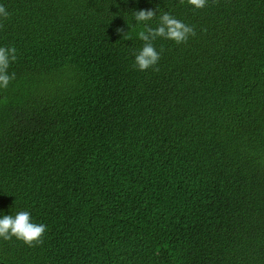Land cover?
Here are the masks:
<instances>
[{"label":"trees","instance_id":"trees-1","mask_svg":"<svg viewBox=\"0 0 264 264\" xmlns=\"http://www.w3.org/2000/svg\"><path fill=\"white\" fill-rule=\"evenodd\" d=\"M0 4V209L46 225L0 264H264V0ZM156 7L195 34L141 71Z\"/></svg>","mask_w":264,"mask_h":264},{"label":"clouds","instance_id":"clouds-1","mask_svg":"<svg viewBox=\"0 0 264 264\" xmlns=\"http://www.w3.org/2000/svg\"><path fill=\"white\" fill-rule=\"evenodd\" d=\"M195 8H203L207 0H187ZM8 10L0 4V18H6ZM157 15L156 8L136 9L134 20L137 24H143L146 30L138 33L144 44L139 48L134 56L136 67L143 71L156 65L160 59L161 51L157 50L153 41L158 37H164L175 41L177 44L186 42L190 35H194L192 26L178 19L170 12H163L159 15V23L155 28L150 27L147 22ZM117 31L124 34V28H117ZM17 59L15 47L0 46V89L7 88L10 81L15 78V73H9L11 62ZM46 225L36 223L32 220L31 213L27 210L17 211L15 215L5 213L0 209V237L9 239L15 236L25 243L31 244L33 241L40 242Z\"/></svg>","mask_w":264,"mask_h":264}]
</instances>
